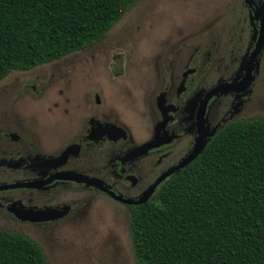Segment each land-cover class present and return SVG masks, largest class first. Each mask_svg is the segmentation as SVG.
I'll list each match as a JSON object with an SVG mask.
<instances>
[{
    "label": "flooded vegetation",
    "instance_id": "flooded-vegetation-1",
    "mask_svg": "<svg viewBox=\"0 0 264 264\" xmlns=\"http://www.w3.org/2000/svg\"><path fill=\"white\" fill-rule=\"evenodd\" d=\"M263 5L264 0H238L235 7L227 6L234 11L227 15L226 24L218 25L225 22L223 14L212 20L215 27H204L198 35L162 47L148 61L150 82L139 88L137 105L132 106L148 131L144 140L134 141L129 120L108 98L107 104L99 97L96 102V92L87 99L77 91L61 102L67 109L53 119L52 128L50 124L19 128L4 122L0 127V229L31 239L39 232L52 240L59 231L87 230L94 204L109 198L123 206L119 214L130 225L131 236L133 212L140 206L135 203L192 153L201 133L210 143L227 126L264 119L244 115L257 94L264 96V45L255 61L251 59L261 36ZM114 66L118 64H107L112 79H124L125 63L116 73ZM126 87L117 83L114 89L121 92ZM34 91L41 94L36 86ZM156 138L159 145L137 152ZM21 172L24 179L6 178ZM178 173L162 180L147 202ZM63 174L95 184L57 177ZM14 190L28 194L18 197L11 193Z\"/></svg>",
    "mask_w": 264,
    "mask_h": 264
},
{
    "label": "trees",
    "instance_id": "trees-1",
    "mask_svg": "<svg viewBox=\"0 0 264 264\" xmlns=\"http://www.w3.org/2000/svg\"><path fill=\"white\" fill-rule=\"evenodd\" d=\"M139 0H0V82L103 40ZM137 264H264V119L222 129L133 212ZM0 264H49L0 229Z\"/></svg>",
    "mask_w": 264,
    "mask_h": 264
},
{
    "label": "rangeland",
    "instance_id": "rangeland-1",
    "mask_svg": "<svg viewBox=\"0 0 264 264\" xmlns=\"http://www.w3.org/2000/svg\"><path fill=\"white\" fill-rule=\"evenodd\" d=\"M237 2L238 0H139L105 39L89 49L39 65L30 71H15L1 81L0 127L7 124L4 122H11L10 126L19 128H34L42 124L47 126L61 111L67 109V105L62 108L60 104L66 102L72 94L79 91L83 98L85 96L88 99L91 92H96V102L99 97L107 104L108 98L109 103L121 112V117L125 121L129 120L134 127V141L146 139L148 131L138 121L136 109H132V106L137 105L139 88L146 81L150 82V75L146 73L148 61L162 47H168L174 42L177 44V41L188 36L198 35L197 32L202 33L204 27H215L214 23L211 25L212 20L219 19L223 14L225 22L218 25L226 24L227 15L232 13V8L234 11ZM230 4L234 7L227 10ZM210 32L215 33V30ZM112 63L118 64L117 67L114 66L115 73L125 63L127 75L124 79H112L107 72V64ZM117 83L128 86V90L115 91ZM261 84L264 85V81ZM32 85L41 94H35V86ZM244 115L264 116V96L257 94ZM40 120L42 123H39ZM52 127L55 124L49 125V128ZM23 158L21 159L25 160ZM19 177L24 179L25 174L21 172L15 178H6L13 180L20 179ZM11 193L18 197L28 194L27 190H14ZM92 208L90 227L87 230L74 233L59 231L51 237L52 240L44 238L39 232L31 235L42 247L49 264H137L130 225L128 227L119 214L123 206L107 198L95 203ZM77 235L80 236L79 239H76Z\"/></svg>",
    "mask_w": 264,
    "mask_h": 264
},
{
    "label": "water",
    "instance_id": "water-1",
    "mask_svg": "<svg viewBox=\"0 0 264 264\" xmlns=\"http://www.w3.org/2000/svg\"><path fill=\"white\" fill-rule=\"evenodd\" d=\"M262 11L264 13V5L262 7ZM260 39H259V43L258 46L255 50V52L252 54V61H255V59L258 57L260 50L262 49L263 45H264V21H263V25L261 28V33H260ZM221 88V87H220ZM219 88V89H220ZM218 89V90H219ZM207 138V134L206 133H201L199 138L196 141V145L194 150L192 151V153L186 157L178 166H176L175 168L171 169L169 172H167L159 181H157V183L148 191V193H146V195L144 196V198H142L140 201L136 202L135 204H144L148 201V199L150 198V196L153 194L155 188L159 185V183H161L162 180H164L167 176L174 174L177 171L182 170L183 168L187 167L188 165H190L191 163H193L205 150V148L207 147L208 144V140ZM159 138H156L155 140H153L151 143L144 145L142 147H140L137 152L138 153H142L143 151H146L152 147H155L157 145H159ZM57 177H60L62 179H67V180H79V181H85L88 184H95L94 181H90L87 178H82L81 176H77V175H69V174H63V175H58Z\"/></svg>",
    "mask_w": 264,
    "mask_h": 264
}]
</instances>
